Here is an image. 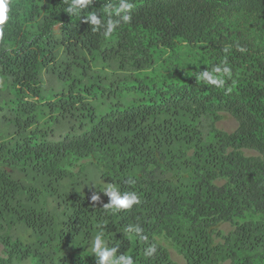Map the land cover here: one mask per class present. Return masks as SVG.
<instances>
[{"label": "trees", "instance_id": "trees-1", "mask_svg": "<svg viewBox=\"0 0 264 264\" xmlns=\"http://www.w3.org/2000/svg\"><path fill=\"white\" fill-rule=\"evenodd\" d=\"M72 3L0 25V264H98V230L120 264H264V0Z\"/></svg>", "mask_w": 264, "mask_h": 264}, {"label": "rangeland", "instance_id": "rangeland-1", "mask_svg": "<svg viewBox=\"0 0 264 264\" xmlns=\"http://www.w3.org/2000/svg\"><path fill=\"white\" fill-rule=\"evenodd\" d=\"M236 126H237L236 121L231 116H229L228 114H222V119L219 122L216 123L217 129L222 130L224 132H228V133L234 131ZM243 152L246 155H255L254 152L249 151V150H244ZM81 163L83 164V163H85V161H81ZM97 176H95L91 180V182L86 186V188L88 189L91 186L96 184L97 186L100 187V194L102 195L103 198H105V197L106 198H111L110 195L108 194V192H109V190L115 189L114 186L111 185V184L104 183L101 179L97 178ZM217 184H221V182H217ZM231 229H232V227L229 224H222L220 226V230L224 234L228 233ZM97 236H100V238H101V241H102L101 247L103 249H106V250L110 251L107 248V245H106L104 237L102 236V231L101 230H98V231L94 232L93 238L91 239V241L89 243H80V246L83 249H85V251L89 255L94 256L95 258H97L99 260L100 259L99 256H97L94 253V251H93L94 241H95ZM26 238H27V236H26ZM25 240L29 241V238H27ZM216 242H218V240H216ZM77 245H79V243H77ZM165 246L167 247V249L169 251L170 258H171L172 261L176 262L177 264H185L182 256H180L171 245L165 243ZM1 255H2V246L0 244V257H1ZM110 259L114 261V264H120L116 260L114 254L112 255V257ZM224 264H229V262H225Z\"/></svg>", "mask_w": 264, "mask_h": 264}, {"label": "clouds", "instance_id": "clouds-1", "mask_svg": "<svg viewBox=\"0 0 264 264\" xmlns=\"http://www.w3.org/2000/svg\"><path fill=\"white\" fill-rule=\"evenodd\" d=\"M88 4V0H73L72 7H85ZM67 13H71V8L65 10ZM7 12H8V0H0V25H3L7 19ZM89 18L95 21L94 15H89ZM3 29L0 28V34H2ZM108 194L111 197V203L108 207H115L117 209H129L132 205L136 204L135 196L129 197L128 195L123 196L122 198L117 195V190H109ZM93 200H96L97 197L93 196ZM102 241L100 236H97L94 241L93 251L94 253L99 256L98 264H114V261L110 258L112 257L113 253L101 247ZM150 251H154L150 249ZM126 264H131V261L128 260Z\"/></svg>", "mask_w": 264, "mask_h": 264}]
</instances>
